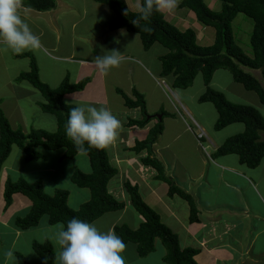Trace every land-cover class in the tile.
I'll return each instance as SVG.
<instances>
[{"label": "crops", "instance_id": "obj_1", "mask_svg": "<svg viewBox=\"0 0 264 264\" xmlns=\"http://www.w3.org/2000/svg\"><path fill=\"white\" fill-rule=\"evenodd\" d=\"M126 1L132 12H139L137 4H141V0H134L135 9L128 0ZM82 3L83 9L78 14L76 12L79 7L71 0H58L57 8L49 12H37L25 7L22 9V17L33 33L41 39L40 51L14 54L8 50L10 54L5 56L4 45L0 44V56L4 57L2 60L5 61L7 57V60L16 65L26 60L29 62L28 67L22 72L20 68H16L15 78L9 77L7 83L1 84L0 79V85L8 89L14 100L9 105L8 96L1 93L0 107L12 128L21 130L25 134H29L33 129L49 133H55L58 129L56 119L44 113L40 117L38 126H34L35 122L30 123L29 126L27 121L22 100H27L32 94H36V89L28 82L18 81V78L22 73L30 70L32 59L38 64L41 80L52 88H58L66 80L71 84H78L88 79L89 83L83 91L65 96L66 103L73 106L85 104L97 108L107 107L123 124V131L118 141L107 148V151L111 164L119 171L118 176L110 182L109 191L116 199L124 202L126 208L120 212L107 214L116 216L110 219L112 223L107 229L100 225L106 222V215L96 221L94 224L98 229L102 232L114 231L117 225H121L119 223L124 222L123 224L137 230L144 222L131 206L125 188V184L130 182L139 188L146 204L155 210L162 222L179 237L182 249L191 248L199 251L195 257L198 264H264V162L260 167L250 169L242 165L236 155L214 158L218 148L227 140H220L219 137L228 132L226 130L235 129L241 134L245 130L244 125L235 124L228 127L229 129L216 132L215 124L219 114L215 107L217 115H213V111H210L212 115L210 118H206L201 109L197 110L198 115H194L196 110L193 107L206 91L203 78L199 96L185 93L190 88L179 90L184 92L177 93L176 96L181 109L176 105H170L171 98L165 83L167 78H162L161 63L162 57L169 51L163 46V51H158L155 49L158 44L146 51L139 35H134L126 29H123L126 35H121V29H110L112 23L117 20L109 21L107 15L109 7L97 0H82ZM186 15L184 17H190L189 14ZM182 24L187 28L178 27L180 30L191 29L188 28L187 22ZM114 38L119 39L120 43H115ZM113 49L121 52L124 60L120 67L113 68L107 75H102L93 60ZM171 82L173 87V78ZM240 85H234L236 92L239 95L246 94L247 90ZM118 90H122L132 99H135L134 90L143 94L151 115H159L165 111L175 116L165 118L164 133L152 146L153 157L161 161L167 176L180 189L194 197L199 211L198 222L191 221L189 203L177 195L170 197V186L158 180L157 171L143 163L149 155V150L139 154L133 151L137 142L148 139L151 129L159 120H153L145 128L130 127L131 120L142 119V112L140 109L126 107L125 100ZM37 101L36 105L41 109L44 98ZM206 110L209 111V107L204 109ZM14 147L0 174V264H6L4 253L9 249L13 250L16 259L7 261V264H18L17 254H22L21 248L24 247V242L29 243L30 233L41 226L29 231H21L16 227L17 218L27 215L33 205L31 201L28 203L20 197L23 195H15L12 205L6 208L5 185L11 179L8 172L19 174L20 170L25 172V165L30 163L26 160L25 154L20 149L19 152L14 151ZM64 154V150L49 153L44 159L48 165L43 175L35 173L36 168L31 171L33 180H29L26 174H20L16 181L25 179L32 184L40 181L46 191L48 184L52 188V185L55 186L58 181L64 179L71 181L76 171L92 173L91 162L87 155L81 153L73 160H66ZM58 159L64 164L62 169L55 165V160ZM58 190L54 188L53 193ZM77 191L79 204L74 210H78L90 200L88 189L78 188ZM25 212L28 213L23 214ZM55 227L49 225L48 230ZM50 239L46 238L41 243L52 242ZM35 242L37 241L32 240L30 243L33 246ZM131 245L133 246V244L126 245V248L129 250ZM133 248L131 252L135 253L141 264H166L167 252L159 256L156 253L157 244L156 252L147 258H140L136 246ZM36 261L38 264L41 263L40 258ZM126 264L131 263L128 261Z\"/></svg>", "mask_w": 264, "mask_h": 264}, {"label": "trees", "instance_id": "obj_2", "mask_svg": "<svg viewBox=\"0 0 264 264\" xmlns=\"http://www.w3.org/2000/svg\"><path fill=\"white\" fill-rule=\"evenodd\" d=\"M221 3V11L213 12L206 4V0H181L180 9L192 11L198 21L206 27L215 30V42L208 47L198 45V39L193 29L185 31L166 19L165 13L153 11L147 21L141 19L140 12L134 13L129 9L126 0H97L115 12L118 19L112 25V30L126 29L130 33L140 36L146 51L156 44L166 48L169 53L162 57V78H173V88L188 90L199 75H202L206 86L205 93L199 98L200 103L212 104L219 118L215 124V131L221 132L226 128L243 124L245 130L228 138L216 151L214 158L236 155L242 165L256 169L264 162V116L255 108L248 105L235 104L227 96L211 87L216 72L229 71L234 81L244 86L247 91L255 92L264 105V0H215ZM143 4V0H141ZM24 7L37 12H49L57 8V0H24ZM127 10V15L125 11ZM244 14L254 23L251 36L252 54L247 55L238 44L233 30V23L238 15ZM136 21V24L133 23ZM151 31H144L145 28ZM254 72L261 73L262 80ZM18 81L28 82L38 90L43 98L41 110L44 114L56 119L58 129L55 133L33 129L29 134L21 130H14L5 113L0 107V174L9 159L13 147L17 146L28 162L44 160L47 154L64 150L66 160L75 159L81 152L65 134V127L73 105L67 104L65 96L83 91L89 83L86 79L78 84L64 81L58 88H52L40 78V71L35 59H32L30 70L22 73ZM118 93L124 98L126 107L140 109L141 120H131L130 127L145 128L153 120L158 123L151 129L148 139L137 142L133 151L141 153L149 150V155L143 160L146 166L157 171V179L170 186L169 196H180L186 200L191 208V221H199V211L194 197L180 189L167 176L164 165L153 157L152 146L158 141L165 130L164 120L174 115L162 111L159 115H151L148 110L146 97L134 90L135 99L127 96L122 90ZM159 116L161 119H159ZM85 154L89 157L92 167L91 174L76 171L71 178L72 183L80 189L90 191V200L78 210L69 206L70 192L58 190L49 195L42 182L34 184L25 179L12 181L5 185L4 199L9 208L14 196L21 194L32 202L30 212L17 218L15 224L21 231H29L40 226L44 218L49 225L65 226L72 218L95 223L105 215L123 211L124 202L116 199L109 191L110 182L119 174L108 155L107 149H96L84 144ZM132 208L144 219L141 226L135 230L128 225H117L114 232L126 245L136 246L140 258H147L156 252V242L160 240L167 250L165 262L167 264H198L195 257L199 251L182 249L179 237L173 233L161 220L160 215L153 210L140 194L139 188L130 182L125 184ZM33 249L40 258V264H56V249L52 242H35ZM18 264H31L28 259L17 254Z\"/></svg>", "mask_w": 264, "mask_h": 264}, {"label": "clouds", "instance_id": "obj_3", "mask_svg": "<svg viewBox=\"0 0 264 264\" xmlns=\"http://www.w3.org/2000/svg\"><path fill=\"white\" fill-rule=\"evenodd\" d=\"M181 0H143L137 8L141 19L147 21L155 10L162 13H172L179 6ZM24 0H0V44L4 51L10 50L14 54L25 51L38 52L42 49V42L34 34L29 24L21 15ZM127 15V10L124 13ZM136 24V21H133ZM144 31L150 32V28ZM126 35L125 30H120ZM119 44V39L114 38ZM124 57L121 52L113 49L103 56L94 58L93 63L102 75H107L113 68L120 67ZM123 131L122 122L107 107L99 108L80 104L70 109L65 127L66 136L74 142L81 153L87 149L84 144L96 149H107L118 141ZM56 253L57 264H126L123 253L126 250L124 241L109 230L102 232L94 223L85 222L78 218L70 219L66 226L56 225ZM5 262L16 258L12 249L5 251Z\"/></svg>", "mask_w": 264, "mask_h": 264}, {"label": "rangeland", "instance_id": "obj_4", "mask_svg": "<svg viewBox=\"0 0 264 264\" xmlns=\"http://www.w3.org/2000/svg\"><path fill=\"white\" fill-rule=\"evenodd\" d=\"M58 1V0H57ZM68 1V0H67ZM72 2L76 3L77 6L79 7V10H77L76 14L80 13V11L83 9V3L82 0H71ZM127 2V1H126ZM128 2L130 3L131 7L133 9L136 8V2L134 0H128ZM206 4L209 6V8L213 11V12H219L221 11V3L215 0H206ZM108 7V6H107ZM86 8V7H85ZM183 10V11H182ZM25 14V13H23ZM75 14V15H76ZM186 14H189L190 17L186 18L184 16H187ZM108 15V19L109 21L113 22L114 20H117L118 17L115 14L114 11H112L111 9L109 10V12L107 13ZM166 15V19L176 25L179 28H187L186 25H183L182 22H187L188 23V28H191L195 31L196 35H197V39H198V45L202 46V47H208L211 46L212 44H214L215 42V30L211 27H206L203 24H201L198 19L196 18L195 14L188 10V9H179L176 8V10L172 13H165ZM186 19V20H185ZM106 21H107V17H106ZM113 25V23H112ZM112 25L110 26V29L112 27ZM254 29V23L252 20H250L248 17H246L244 14H240L238 15V17L236 18V20L233 23V30L234 33L236 35V39L238 41V44L243 48V50L247 53V55H251L252 54V48H251V36H252V32ZM134 35H137L135 33H132ZM159 45V44H158ZM157 46L158 51H161L162 46ZM163 51V50H162ZM10 54L9 51H4L3 55L8 56ZM4 57L0 56V79H1V84L7 83V79L11 76H13L15 78L16 76V68H20V72H22V70L26 69L29 64V62L23 61V63L20 62V64H13L10 60H7V57L4 60H2ZM158 67L159 65L156 64ZM18 66V67H16ZM255 76L257 78H259L260 80H262V76L261 73L259 72H254ZM172 78H167L165 80V83H167V91L170 95V105H176L177 107H179L181 109V105L179 103V100L177 99V93H184V92H180L179 90H174L172 87V82H171ZM234 85H239L237 84L234 80L232 75L230 74L229 71L226 70H220L216 73L215 77H214V81L212 84V88H214L215 90L222 92L224 94H226L227 98L235 103V104H241V105H248L251 106L255 109H257L263 116H264V105H262L259 101V97L255 92H250V91H246V94L244 95H239L238 92H236ZM264 85V82H263ZM203 86V80L202 77L199 75L193 86L185 93H189V94H198V96L200 95L199 90L202 88ZM29 87V85H28ZM240 87H243L242 85H240ZM243 89V88H242ZM35 91V90H34ZM204 91V90H203ZM245 91V90H244ZM1 93H5V95L8 96L7 99L9 105H11L13 103V97L10 96V92L8 91V89L6 87H3L2 85H0V96ZM36 94H32L27 100H22L23 104L25 105V109H26V116H27V121L30 124H33V122H35L34 126H38L37 124L39 123L40 117L43 115L41 109L39 108L37 104V100H43L41 93L38 92L37 90L35 91ZM193 108L196 110L194 112V115H198L197 114V110H202L203 111V115H205L206 118H210L212 115L210 113V111H213V115H217L216 110L214 108V106L212 104H203L200 103V101L196 102ZM209 107V111L206 110L204 111L205 108ZM31 124L29 126H31ZM239 126V125H237ZM229 129V128H228ZM228 132H226L225 134L221 135L219 138L220 140H226L232 136H235L236 134H238V132L234 129V130H226ZM237 132V133H236ZM14 151H20L19 148L14 147ZM17 152V153H18ZM58 153V152H57ZM55 153V154H57ZM49 155V153L47 154V156ZM58 155V154H57ZM17 156V154H15V157ZM55 165L57 166V168L62 169V165L64 166V164L61 162V160H55ZM23 162V161H20ZM51 163V161H50ZM46 164L44 162V160H40V161H36V162H30L28 164L25 165V172L20 170V174H26L25 176L28 177L29 180H33L34 177H32V170H37L34 171L35 173H41L43 175V171L46 168ZM23 169V168H21ZM30 172V173H28ZM62 172V171H61ZM60 173V171H59ZM19 173H9L8 172V176H10L11 180L16 181L17 178H19L20 176ZM45 176V175H44ZM2 177V176H1ZM67 178V177H66ZM68 179V178H67ZM58 181V180H57ZM47 184V182H46ZM56 186V187H55ZM53 186L52 188L49 186H47V193L49 194H54V188H58L59 190H67L71 193V197L69 199V206L72 209H75L77 204H79L78 201V187L75 186L71 181L68 180H63V181H58L57 184ZM22 197L25 201H28V203H30L29 199L25 196H20ZM2 199V198H1ZM2 202V201H1ZM32 203V202H31ZM28 213V212H27ZM26 212L23 214H27ZM22 215V214H21ZM112 217H116L113 215H106V222L100 225L107 227L110 225V223H112V221L110 219H113ZM108 219V222H107ZM102 221V220H101ZM124 222H121L119 224H123ZM41 226L34 232H31L33 235L31 236L30 233V242L32 243V240H36L37 242H42L43 240H45L46 238H51L50 240L54 243L55 245V249H56V253L59 251V246L56 244V234L58 229L55 227L52 230H48L49 229V224H48V219L44 218L42 220V223L40 224ZM50 231V232H48ZM27 243L24 242V247L21 248L22 250V254H24L28 261L31 264H38V262L36 261L37 258H39V256L36 254V252L33 249V246L31 243ZM157 244V254L160 256L161 254L165 253V251L167 252L166 248L164 247L163 243L158 240L156 242ZM133 247H135L134 245L130 246V249L128 250V248H126V253L124 252L123 256L125 259V262H130L131 264H141L142 262H138V258L136 257L135 253L131 252V249H134ZM156 259V258H154ZM137 260V261H134ZM159 262V261H158ZM166 263V262H165ZM57 264V263H56ZM167 264V263H166Z\"/></svg>", "mask_w": 264, "mask_h": 264}, {"label": "water", "instance_id": "obj_5", "mask_svg": "<svg viewBox=\"0 0 264 264\" xmlns=\"http://www.w3.org/2000/svg\"><path fill=\"white\" fill-rule=\"evenodd\" d=\"M159 119H161V117L159 116Z\"/></svg>", "mask_w": 264, "mask_h": 264}]
</instances>
